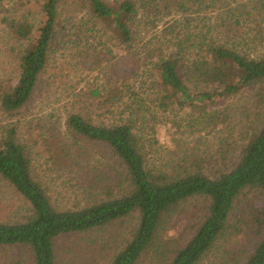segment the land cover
<instances>
[{
  "label": "trees",
  "instance_id": "trees-1",
  "mask_svg": "<svg viewBox=\"0 0 264 264\" xmlns=\"http://www.w3.org/2000/svg\"><path fill=\"white\" fill-rule=\"evenodd\" d=\"M29 1L0 0V10L19 5L18 12ZM42 1L44 20L37 30L26 16L2 20L17 42L29 44L16 55L17 84L0 86V112L11 121L0 131V183L30 208L22 220L0 222V248H23L28 264H211L224 244L212 264H264V116L236 157L225 151L199 155L180 143L214 133L230 117L226 102L255 86L261 87L257 105L264 115V0H251L250 12L230 9V27L216 36L202 30L156 45L140 39L156 26L150 21L159 15L197 20L194 14L208 10L207 0H125L116 7L85 0L90 21L64 35V41L83 49L84 38L109 33L135 54L146 42L139 60L133 57L141 64L136 72H115L108 86L72 95L65 121L75 141L70 147L47 140L57 138L53 118L44 123L26 112L56 45L60 0ZM244 16L259 24L244 25ZM61 74L53 76L54 84L63 82ZM163 123L179 135L175 142L182 151L154 160L147 146L152 148L153 141L145 134H156ZM84 148L108 150L112 171L98 174L85 206L57 209L34 178L31 153L50 149L87 166L90 154ZM194 197L210 200L208 214L181 244L168 228L180 205ZM245 238L257 239L253 251H246Z\"/></svg>",
  "mask_w": 264,
  "mask_h": 264
},
{
  "label": "rangeland",
  "instance_id": "rangeland-1",
  "mask_svg": "<svg viewBox=\"0 0 264 264\" xmlns=\"http://www.w3.org/2000/svg\"><path fill=\"white\" fill-rule=\"evenodd\" d=\"M108 5L116 7L125 0H103ZM42 0H31L26 2L21 10L14 11L19 5L3 6L0 10V86L3 88H13L19 79L18 62L16 55L23 52L28 47V42H17L15 38L5 29L2 20L6 17L26 16L35 26V30L44 20L41 11ZM208 10L203 13H196L194 18H183L180 15L158 16V20L151 26H156L148 33L143 31L140 39L151 40L154 45L159 41L167 44L168 41L175 42L176 38H192L201 32H208L214 35L219 31L225 32L231 25V17L227 12L230 9H240L241 12H250L253 5L251 0H207ZM246 6V8H244ZM17 12V13H16ZM14 13H16L14 15ZM243 24L251 26L259 24L254 17H242ZM88 6L85 0H60L59 19L57 23V36L52 62L49 70L43 78L42 86L36 95V99L29 105L27 114L30 117L42 119L44 123H49L53 118L55 122L56 139H47L50 143H62V147H70L75 144L66 130L65 121L70 111V101L72 95L79 93L82 89L87 92L89 89L108 86L109 77L119 72L126 74L136 72L135 65H141L133 60L141 45L135 48L137 54L129 51L115 42L107 33L102 38H84L78 49L74 44L66 42L64 35L75 33V28L83 23L89 22ZM210 29V33L208 31ZM146 34V35H145ZM233 36V34H232ZM225 37V36H224ZM222 37V38H224ZM231 37V34L228 35ZM145 64L146 62H141ZM61 71L62 83H53V76ZM55 85V86H53ZM52 86V87H51ZM201 89V87H200ZM260 86H255L240 93L235 98L228 100L227 110L229 119L224 124L215 128L211 135H196V138H182L183 147L196 150L199 155L206 152L210 156L225 151L229 157H236L242 146L246 142L247 135L250 136L252 129L261 122L264 116L260 112L261 107L257 105ZM9 118L0 112L1 128L10 124ZM179 135H175L171 130V125L166 123L157 127L156 134L149 131L145 134L146 141H153V147L147 143L149 150L154 153L152 159L166 156L171 151H182L178 148L175 140ZM156 140V141H155ZM80 148H77V152ZM85 152L90 154V165H79L73 163L75 159H66L60 154L47 153L33 155L32 168L36 181L42 184L53 205L60 210H69L85 206L89 202L88 192L92 189L94 180L101 171H112L110 162L107 161L108 150L88 149ZM76 152V153H77ZM209 156V157H210ZM149 158V156H148ZM113 164V163H111ZM97 169V173H96ZM103 169V170H102ZM95 170V171H94ZM94 171V172H93ZM86 186V187H85ZM85 187V188H84ZM88 187L89 190H86ZM210 200L204 197H194L180 205V208L169 225L168 234L179 243H186L193 235L196 227L204 220L208 214ZM29 204L23 201L12 188L4 182L0 183V222L11 220H22L29 212ZM136 223V218L130 221L129 227ZM242 243H246V251L251 252L257 243V239L245 238ZM222 249L211 259L213 262L216 256L223 254L226 245L221 244ZM4 262L16 264H28V255L23 248H0V264ZM211 261V264H212ZM4 264V263H3ZM209 264V262L207 263Z\"/></svg>",
  "mask_w": 264,
  "mask_h": 264
}]
</instances>
